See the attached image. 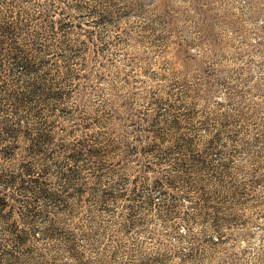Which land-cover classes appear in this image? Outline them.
Returning a JSON list of instances; mask_svg holds the SVG:
<instances>
[{
    "label": "rangeland",
    "instance_id": "1",
    "mask_svg": "<svg viewBox=\"0 0 264 264\" xmlns=\"http://www.w3.org/2000/svg\"><path fill=\"white\" fill-rule=\"evenodd\" d=\"M4 185L0 264H264V0H0Z\"/></svg>",
    "mask_w": 264,
    "mask_h": 264
},
{
    "label": "trees",
    "instance_id": "2",
    "mask_svg": "<svg viewBox=\"0 0 264 264\" xmlns=\"http://www.w3.org/2000/svg\"><path fill=\"white\" fill-rule=\"evenodd\" d=\"M16 100L18 102L21 101L20 98H17ZM80 146H81V149H87L88 150L91 148V145L87 144L85 142H80ZM27 171H28V174L33 173V171L30 168H28ZM7 188H9V186H7V185H4V188L0 186V209L3 207H6L9 203V195L7 193Z\"/></svg>",
    "mask_w": 264,
    "mask_h": 264
}]
</instances>
